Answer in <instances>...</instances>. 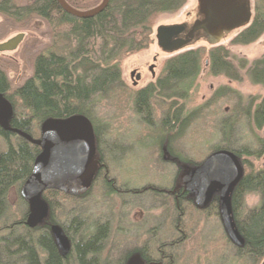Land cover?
I'll return each instance as SVG.
<instances>
[{"label": "trees", "instance_id": "16d2710c", "mask_svg": "<svg viewBox=\"0 0 264 264\" xmlns=\"http://www.w3.org/2000/svg\"><path fill=\"white\" fill-rule=\"evenodd\" d=\"M66 1L82 11L95 8L102 2ZM186 4L187 0H109L100 13L82 18L67 12L58 0H30L26 4H19L17 0H0V40L15 31H40L34 27L37 20L47 28L41 30L40 35L49 38L48 42L38 36L33 38L34 43L25 54H30L31 75L21 79L15 60L0 56V93L14 109L8 126L0 124V264H127L133 253L127 250H122L115 259H102L110 235L109 224L96 222L93 230L88 232L87 220L78 208L88 194L87 190L73 195L59 188H46L42 198L49 204L48 218L34 227L26 224L30 206L22 196V187L33 174L37 158L44 152V146L32 139H42V125L47 120L84 115L93 124L98 141L102 133L94 113L98 98L127 89L123 79L124 61L151 46L154 26L160 15L177 12ZM263 34L264 0H255L252 21L232 38L230 45L251 44ZM232 58L230 48L222 44L187 49L171 56L164 62L158 79L136 94L138 111H145L150 117L153 100L170 101V110L165 114L163 124L171 132L185 129L194 117L195 110L191 112L188 106L205 66L211 75H224L235 81L242 79L238 68H243L254 84L264 85V55L250 65L246 59L236 65ZM11 72L17 76L12 77ZM254 100L258 101L255 105ZM241 111L245 123L255 135L257 148L249 145L237 147L230 138H224L211 154L229 149L242 162L244 174L232 192L231 206L244 243L238 246L228 235L227 243L233 245L236 261L262 264L264 163L260 161L264 157V138L256 130L264 128V95L249 99L247 108ZM238 112L239 109L236 114ZM235 122L236 119L234 125ZM98 149L102 153L99 145ZM203 162L199 160L195 165L198 167ZM104 167V172L94 176L93 187L102 186L106 196L124 193L110 177L109 165L105 161ZM13 189L19 193V216L11 210L9 203ZM167 190L148 185L127 193L138 195L148 191L161 196ZM180 192L175 199L165 196V201L171 203L168 209L171 208L174 214V229L178 235L157 248V259L148 250H140L144 264H176L179 250L189 239L190 226L185 219L191 217V213L204 217L220 215L219 193L213 195L208 206L200 208L188 193ZM250 193L260 198L259 204L251 208L246 203ZM57 213H64V216L58 219ZM191 219L190 225L196 226L197 222ZM54 224L60 225L69 237L71 246L65 255L59 250L52 232Z\"/></svg>", "mask_w": 264, "mask_h": 264}, {"label": "rangeland", "instance_id": "374dc122", "mask_svg": "<svg viewBox=\"0 0 264 264\" xmlns=\"http://www.w3.org/2000/svg\"><path fill=\"white\" fill-rule=\"evenodd\" d=\"M17 2L26 4L30 0ZM248 8L251 22L254 17V0L248 4ZM200 14L204 17L200 12L199 0H187L181 10L160 15L154 26V41L151 46L124 61L123 79L127 89L97 100L94 113L102 133L100 139L95 141L93 158L95 161L104 159L108 163L110 177L115 179L118 188L125 191L119 195L106 196L102 186L93 187L91 184L87 189L88 194H85L78 206L81 215L87 220L88 232L93 230L96 222L109 224L110 235L105 242L102 259H115L122 250H127L133 252L127 264L135 258L141 259V264H144L140 250H148L157 259V248L178 235L174 229V214L171 208L168 209L171 203L165 201L164 194L160 196L147 191L137 195L127 193L128 190H140L148 185L172 188L180 183L185 171L197 167L195 162L205 161L224 138H230L237 147L249 145L253 149L257 148L255 135L245 123V115L241 109L247 108L249 99L264 95V85L254 84L243 68H238L242 79L235 81L224 75H211L207 67H204L197 90L193 92L188 106L191 112L195 110L194 117L185 129L178 128L171 132L163 124L164 116L170 110V101L153 100L150 117L145 111L140 113L137 109L136 94L142 87L155 82L168 58L187 49L200 46L209 48L212 45L210 36L199 29L195 38L183 47L165 50L156 39L158 28L184 24L190 29L195 17L199 18ZM1 20L0 17V22ZM248 24L232 29L221 27L211 34L219 44L230 48L232 61L236 65L242 59H246L250 65L264 55V34L251 44L230 45L232 38ZM34 27L40 31L47 29L39 20L35 21ZM40 31H15L6 39L0 40V56L15 60L19 66V79L31 75L30 54H25L27 48L34 43L33 38L38 36L44 42L49 41L47 36L40 35ZM21 33L24 34L13 46L3 48L5 43ZM146 64L155 67V78L148 71L144 72L139 81L130 77L132 71L136 72L138 67H145ZM10 75L17 76L14 72ZM257 103L254 100L253 104ZM238 109L240 112L236 114ZM256 132L264 138V128ZM260 162L264 163V157ZM18 196L16 189L11 190L9 203L17 216L21 214ZM259 202L260 198L255 193L246 197L249 208ZM63 214L57 213V218L63 217ZM191 218L197 222L196 226L190 225ZM185 220L190 226L189 239L183 246L184 250L180 247L176 264H244L233 258V245L227 243L220 215L204 217L191 213V217L187 216Z\"/></svg>", "mask_w": 264, "mask_h": 264}, {"label": "water", "instance_id": "95a60500", "mask_svg": "<svg viewBox=\"0 0 264 264\" xmlns=\"http://www.w3.org/2000/svg\"><path fill=\"white\" fill-rule=\"evenodd\" d=\"M58 1L67 12L82 18L100 13L109 4V0H102L97 7L82 11L72 7L66 0ZM199 6L205 18L194 23L188 40L172 41L173 35L184 29L182 25L158 28L156 37L163 49L175 50L183 47L193 39L199 29L211 36L218 28L232 29L246 25L251 20L248 4L239 3L238 0H199ZM21 37L22 35L5 43L3 48L13 46ZM210 41L212 44L218 42L214 37ZM136 80L139 81L140 76ZM13 113L12 104L0 93V124L3 127L8 126ZM32 141L42 144L44 152L37 158L33 174L22 187V196L30 206L26 220L29 227L40 224L49 214V204L42 198L43 190L59 188L73 195L83 193L92 184L97 162L93 158L96 141L94 126L84 115L66 120H47L42 125V139ZM243 174V165L236 153L221 149L181 176L184 190L194 196L200 208L208 206L213 195L219 193V210L224 230L229 239L238 246L243 245L244 239L233 218L231 196ZM52 232L61 253L67 254L71 244L64 229L54 224ZM130 264H141V259L135 258Z\"/></svg>", "mask_w": 264, "mask_h": 264}, {"label": "flooded vegetation", "instance_id": "af4514ba", "mask_svg": "<svg viewBox=\"0 0 264 264\" xmlns=\"http://www.w3.org/2000/svg\"><path fill=\"white\" fill-rule=\"evenodd\" d=\"M238 2L239 3H241V2H245L246 4H251L252 3V0H238ZM254 4H255V0H254ZM205 18V16L203 17L201 14H200V17L199 18H196L195 17V20H194V22L192 23V26L190 27V29L188 28V27H186L184 24H183V26H184V29L183 30H181L179 33H177V34H174L173 35V37H172V41H176V40H187V37L189 36V32L191 31V29H192V27H193V25H194V23L196 22V21H198V20H202V19H204ZM195 36H196V33H195ZM195 36H194V38H195ZM210 38V40L212 39L213 40V37L212 36H210L209 37ZM157 39V38H156ZM216 44H219L218 42H216V43H214V44H212V45H216ZM181 52H183V51H181ZM181 52H178V53H181ZM177 53V54H178ZM175 55V54H174ZM154 60H155V58H154ZM136 72H134V71H132L131 72V74H130V77L131 78H137V76H140V79H141V77H142V75L144 74V72L145 71H148V72H150V74L155 78V67L152 65V64H146V66L145 67H138L136 70H135ZM158 79V76L155 78V81ZM135 83V85L137 84V81L136 82H134ZM146 87V86H145ZM145 87H142L140 90H142V89H144ZM96 170H95V175L96 174H98V172H100V173H102V171L104 172V170L103 169H105V167H104V162L102 161V160H97V162H96ZM106 170V169H105ZM94 175V176H95ZM177 184V183H176ZM173 185V187L171 188V189H169V190H167L166 191V193H164V195L165 196H168V197H171V199H175V198H177V197H179L180 196V194H181V192H180V190H183V194L184 193H188V195L191 197V200L196 204V201H195V198H194V196L191 194V193H189V192H186L185 190H184V187L182 186V181L180 180V183L179 184H177V185ZM173 189V190H172Z\"/></svg>", "mask_w": 264, "mask_h": 264}]
</instances>
